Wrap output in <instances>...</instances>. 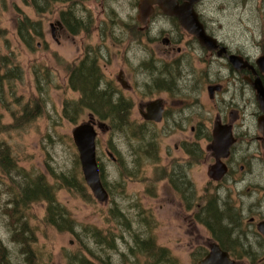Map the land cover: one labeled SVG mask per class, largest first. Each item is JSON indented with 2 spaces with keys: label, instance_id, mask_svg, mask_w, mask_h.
Here are the masks:
<instances>
[{
  "label": "rangeland",
  "instance_id": "rangeland-1",
  "mask_svg": "<svg viewBox=\"0 0 264 264\" xmlns=\"http://www.w3.org/2000/svg\"><path fill=\"white\" fill-rule=\"evenodd\" d=\"M137 1L51 0L48 10L40 15L29 4L31 0H0V73L3 75L0 83V141L9 146L19 168L29 173L27 177L44 176L53 187L57 202L67 212L62 213L63 218L71 221V228L64 224L62 229L46 223L43 219L46 201L42 199L24 206L18 204L16 208L21 209V219L27 222L28 231L23 232L24 235L20 225L10 215L12 205H3V201L16 193L23 177L12 172L6 174L0 167V178L4 181L0 190H8L2 193L0 201V242L8 248L13 264H69L76 253L98 264L101 263L98 258L108 259L112 264H148L149 259L143 253L137 249L133 252L131 248L135 246L136 237L149 235L154 236L158 245L168 248L180 264H197L199 257L194 251L201 244L207 246L209 243L210 234L203 227L202 220L197 218L201 225L189 217L185 204L182 205L173 195L167 182V176L172 173L169 171L171 160L175 155L185 157L174 146H179L184 138H190V133L194 132L190 130V122L183 121L185 127L181 130L170 121L168 128L158 134L159 152L152 156L145 153V149L125 129L113 127L105 133L98 130L96 156L109 200L106 203L97 202L87 186L88 190L78 189L76 192V178L79 179L82 172L71 130L88 120L89 111L79 114L76 124L63 117L62 103L79 98V93L67 84L68 66L77 64L83 57L92 60L95 58L93 48L100 45L105 52L96 62L102 74L100 88L103 89L108 86L105 85L106 80H115L119 70L124 71L130 84L138 85L143 75L148 73L146 61L149 58L156 60L160 56L170 58L172 55L162 54L160 49L163 45L155 39L158 35L156 23L150 30L146 29L147 34L132 40L135 37L132 22L136 21L133 8ZM205 4L206 15L213 19L209 24L215 35L227 41L250 36L248 30L243 29V24L248 23L258 29L264 16V0H206ZM63 10L76 15V35L70 34L63 25L61 28L57 26L56 21ZM116 14L126 17L129 22L124 28L119 25L114 32L111 26L119 20ZM25 18L29 19L25 25L30 27L25 32L26 41L21 40L18 33L19 23ZM112 34H115V38ZM192 62L196 66L198 59L194 58ZM215 78L214 75L208 76V79ZM37 79L39 84L36 83ZM207 84L205 78L197 81L200 90L196 97L201 102L202 117H193L192 124L199 120L205 124L211 123L215 108L213 102L208 100ZM138 90L142 95L143 88L139 87ZM139 92L137 88L124 91L125 95L133 98L131 116L134 118L139 116V102L149 99L140 96ZM158 95L175 110L177 102L173 104L174 96L162 92L152 97ZM149 96L151 98V94ZM34 101L38 102L41 114L26 122L22 115L23 107L27 104L30 110ZM195 110L197 108L189 117L196 115ZM199 144L203 148L202 140H199ZM105 147L117 157V161L113 162L106 156ZM204 157L189 170L194 182L192 189L197 193L192 208L194 210L198 205L196 213L202 216L200 218H205V208L211 199H216L215 203L222 212L226 207L223 200L226 195H217V185L207 177ZM60 173L66 176L73 174V190H68L58 181L57 175ZM178 176L181 178V175ZM234 185L233 182H225L220 186L224 187L223 191L226 190L225 186L231 189L230 195L236 204H250L256 198V193L251 189L247 191L243 184ZM218 191L222 193V189ZM113 205L124 215L120 220L115 219L118 217L110 209ZM200 206L205 207L198 212ZM242 212L244 225L251 214ZM219 214L218 219L221 220L222 213ZM93 229L112 236L114 246L109 248L97 244L92 236ZM13 232L22 234L23 239L27 240L24 250L28 253L22 252V244L12 239ZM30 233L32 237L28 238ZM91 252L99 257H94ZM237 252L244 253L241 250ZM245 253L250 255L237 257V260L249 261L250 264L252 257L257 258L264 251Z\"/></svg>",
  "mask_w": 264,
  "mask_h": 264
},
{
  "label": "flooded vegetation",
  "instance_id": "flooded-vegetation-1",
  "mask_svg": "<svg viewBox=\"0 0 264 264\" xmlns=\"http://www.w3.org/2000/svg\"><path fill=\"white\" fill-rule=\"evenodd\" d=\"M139 1L133 8L136 21H131L135 29V37L132 40H138L140 35L147 34L146 29L150 30L152 25L156 23L158 35L155 36V39L163 45L161 49L160 47L157 48L161 50L162 54L172 55L170 58L160 56L156 60L149 58L146 61L149 68L148 73L143 75L144 78L138 85L130 84L124 71L119 70L115 80H106L105 85L108 86L103 90L116 101L122 97L131 103L128 120L123 129L145 149V153L151 156L159 152L158 134L168 128L170 121L175 128L181 130L185 127L183 121L190 122V130L194 131L190 133V138H184L179 146H174L180 149L185 157L179 158L175 155L169 164L171 166L169 171L172 173L167 176V182L172 188L173 195L182 205L185 204L184 208L189 217L198 222L197 218L200 219L202 216L196 213L198 205L194 210L192 208V201L195 196L197 197V193L196 190L192 189L194 182L189 176V170L194 163L202 159L203 155L205 156L203 161L207 166L206 174L216 161L223 163L226 172L220 180L214 181L208 174L207 177L210 179L209 181L217 185L215 186L217 195H226V198L223 199L226 206L223 207L225 209L224 215L229 218L235 217L238 221V224H235L227 218L231 222L230 234L237 235L233 236V240H231L235 244L222 236L215 222L212 224L215 223L216 232L222 237L223 242L233 247V251L226 250L229 255L238 250L261 253L264 251V236L258 231L257 226L260 222H264V60H260L264 59V16L258 24V29L254 25L243 24V29L248 30L250 36H239L232 38L235 41H227V39L215 35L214 29L209 24L213 19L206 15V0L195 2L192 9L198 21L205 33L216 40V48L209 51L200 45L194 35L188 33L180 25L176 16L166 15L158 5L153 6L147 23L143 25L138 20ZM183 2L184 0H176L177 5H182ZM116 16L119 20L111 26L114 32L119 25L124 28L129 22L126 17H120L118 14ZM112 37L115 38V34H112ZM93 51L95 58L92 60L96 61V59L102 58L105 49L103 52L101 46L96 45ZM194 58L198 59L196 66L192 62ZM82 59L89 60L87 57L80 60ZM209 74L216 78L208 79ZM203 78L209 83L206 86L208 100L213 102L215 111L212 113L213 117L210 124H205L202 120L192 124L191 119L201 115V102L196 95L200 90L197 81ZM194 79L195 82H193ZM139 87L143 88L142 95L138 90ZM135 88H137V93L139 92L140 96L149 98L141 100L137 105L138 118L131 116L134 106L133 98L124 94V91L135 90ZM210 88H212L211 91ZM76 91L79 93L78 90ZM162 92L174 96L173 104L175 105L177 102L175 110L168 107L161 96L152 97ZM152 101H158L159 107L162 108L160 121L145 119L144 117L147 114L146 106ZM195 108H197L195 110L196 115L189 117V114L194 113ZM89 118H92V123L97 131L99 123L105 124L104 133L111 131L113 127L119 128V126H113L114 123L110 118L101 119L90 112L88 120ZM215 125H218L223 133L230 132L229 137L232 139V143L226 154L225 151L213 146ZM168 134L170 133H166V135ZM149 140L152 142H148ZM199 140L204 142L203 148L199 144ZM254 150L255 153H252ZM104 151L105 154H109L106 156L111 161H117V157L108 147H105ZM178 174L181 175V178ZM225 182H233L235 185L237 183L243 184L247 187V191L251 189L256 193V198L250 204L243 202L236 204L230 195L231 189L225 186L226 190L223 191L224 187L220 186L224 185ZM218 189H222V193ZM215 202L216 199L209 200L205 210L207 211L209 205H215ZM242 211L251 214L244 225L242 223L244 215ZM207 216L206 213L203 217L207 218ZM203 227L209 232L210 237H208L207 246L201 244L200 248L205 249L207 254L212 242H216L219 246L220 244L212 236L211 230L204 225ZM230 257L234 260L238 259L235 255H230ZM263 257L264 254L256 258L257 264L264 263ZM244 262L245 264L249 263V261Z\"/></svg>",
  "mask_w": 264,
  "mask_h": 264
},
{
  "label": "trees",
  "instance_id": "trees-1",
  "mask_svg": "<svg viewBox=\"0 0 264 264\" xmlns=\"http://www.w3.org/2000/svg\"><path fill=\"white\" fill-rule=\"evenodd\" d=\"M29 4L34 7L37 14L41 15L45 10H48L47 8L50 6L51 0H31V3L29 2ZM27 21H29L28 18L21 20L18 28L19 38L24 41H26L25 32H28L30 28L25 25ZM59 21L70 34L76 35V15L73 12H69L68 10L61 11L59 14ZM2 78L3 75L0 73V83ZM101 80L102 74L95 60L82 59L77 64H70V66H68L67 84L73 91H79V98L77 100H65L62 103L63 117L68 119L71 123L76 124L77 116L86 110L101 119L110 118L114 123L113 126H119L120 129H123V126L128 120L131 103L127 102V100L122 97H119L117 101L111 98V96L105 90L99 88ZM36 83L39 84L38 79L36 80ZM39 112L40 106L37 101H34V104L32 108H30V110L28 109L27 104L23 107L22 115L26 118V122H30L41 114V112ZM1 117L2 115L0 113V121ZM16 162L17 161L11 154L9 146L6 143L0 141V167L2 168V171H4L6 174H10L11 172L21 174L23 177V182L17 185L18 189H16V193H13L10 198L3 201V205L5 206H7L8 204L12 205L10 207V215L14 217V220L20 225L22 233L28 231L27 222L25 219H21V209L18 210L16 206L18 204L24 206V204L26 205L33 200L39 199L46 201V212L43 218L46 223L58 229H62L64 224H68V226L71 228V221L63 218L62 213L66 212V210L57 202L54 195V189L45 180L44 176L40 175L36 178L27 177L29 173H24V169L19 168ZM24 176H26L27 178H25ZM100 176L102 179L101 169ZM57 177L59 179L58 181H61L64 187L68 190H73V188H75V178L73 174L70 176H66L64 173H60L57 175ZM3 184L4 181L0 178V186ZM78 189L81 191L88 190L82 176H80L79 179L76 178V192L78 191ZM7 192V189L0 190V201L3 197L2 193L4 194ZM204 207L205 206H200L198 208V212L201 210L203 211ZM110 209H112L115 216L118 217L115 219L120 220V217L124 216L116 205H113V207H111ZM205 213H207L210 219L200 218L202 220V223L211 230L212 236L219 242L220 246L224 250L229 251L230 249L231 251H233V247L228 246L225 242H223L222 237L219 236L218 232H216L215 223L222 236L224 238H228L229 242L235 244L233 241H231L233 240V235L230 234L231 222L229 220L233 221L235 224H238L236 218H229L224 215L225 211L222 212L218 208L217 203H215V205H209ZM219 213H222L221 220L220 218L218 219V215H220ZM143 218L145 219L146 217L143 216ZM213 222H215L214 225L212 224ZM223 223L226 224L223 225ZM92 236L96 240V243L99 245H107L109 248H112L114 246L112 236L107 233H102L98 229H93ZM27 237L31 238L32 233H30ZM110 238L111 241L109 240ZM12 239L22 244V252H24L27 240L23 239L22 234L13 232ZM136 249L139 252L143 253L149 259L148 264H180L179 260L171 254L168 248L160 246L156 243L153 235L140 238L136 237L135 246L131 248V250L134 252L137 251ZM194 252L199 257V259L206 254V250L200 247ZM232 253L233 254L230 253L231 256L235 255L238 258H242L244 255H250L249 253L245 252ZM9 254L10 252L8 248L0 242V264H13L9 258ZM76 254L77 255L75 256L74 260L70 259L69 264H98V262H92L79 253ZM91 254L96 258L99 257L93 252H91ZM251 256H255V254H252ZM98 259H101V263L99 264H112L108 259ZM250 264H257L255 257L251 258Z\"/></svg>",
  "mask_w": 264,
  "mask_h": 264
},
{
  "label": "water",
  "instance_id": "water-1",
  "mask_svg": "<svg viewBox=\"0 0 264 264\" xmlns=\"http://www.w3.org/2000/svg\"><path fill=\"white\" fill-rule=\"evenodd\" d=\"M199 0H184L182 5H177L176 0H140L138 4L139 16L138 20L145 25L148 17L153 11V6L158 5L166 15H174L178 18L180 25L190 34L194 35L200 45L209 51L216 48V40L207 35L198 21L196 14L192 9V5ZM57 26H61L60 21H56ZM264 60V59H260ZM212 88H210V91ZM147 114L145 119L154 121L161 120L162 108L159 107L158 101L149 102L146 106ZM104 123H99L98 128L104 131ZM97 131L92 123V118L87 122H82L73 127L71 130V137L78 152L80 167L83 179L89 187L96 201L105 203L108 198V193L101 183L99 176V168L95 155V138ZM230 132L223 133L218 125L213 129V146L221 151L228 150L232 143L229 137ZM224 155V154H222ZM226 172L223 163L217 161L213 164L207 172L208 176L214 181L220 180ZM258 231L264 236V222H260L257 226ZM264 258V257H263ZM197 264H245L244 262H237L230 258L227 251L223 250L216 242H212L209 246L207 254L200 259Z\"/></svg>",
  "mask_w": 264,
  "mask_h": 264
}]
</instances>
